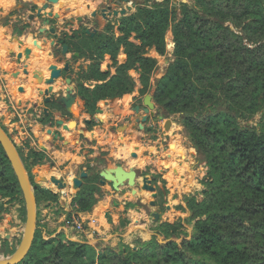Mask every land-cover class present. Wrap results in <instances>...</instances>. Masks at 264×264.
Masks as SVG:
<instances>
[{
    "label": "trees",
    "instance_id": "16d2710c",
    "mask_svg": "<svg viewBox=\"0 0 264 264\" xmlns=\"http://www.w3.org/2000/svg\"><path fill=\"white\" fill-rule=\"evenodd\" d=\"M135 6L136 12L117 25L120 38L106 33L90 38L85 48L71 44L92 61L82 79L104 82L94 88L80 84L77 99L94 116L100 102L134 91L132 69L141 73L140 95L147 96L158 65L147 57L148 50L166 56L172 33L174 61L158 81L154 100L165 119L191 116L183 126L197 160L208 167L207 192L202 201L186 199L191 214L183 220L186 225L158 223L152 240L136 241L134 248L95 247L66 241L63 234L47 240L37 229L32 250L20 264H264V0H190L179 8L171 0H150ZM113 30L106 27L108 33ZM61 44L70 46L66 40ZM121 47L127 61L118 65ZM107 53L116 66L109 80L100 73ZM259 113V125L248 126ZM43 159L35 152L22 157L33 167ZM87 168L91 176L72 203L80 212L93 210L101 193L97 168ZM0 195L21 197L1 145ZM35 196L38 207L59 202L58 195L39 185ZM19 244V239L4 241L0 258L12 256Z\"/></svg>",
    "mask_w": 264,
    "mask_h": 264
},
{
    "label": "crops",
    "instance_id": "0c3cea01",
    "mask_svg": "<svg viewBox=\"0 0 264 264\" xmlns=\"http://www.w3.org/2000/svg\"><path fill=\"white\" fill-rule=\"evenodd\" d=\"M135 1L0 0V124L10 136L13 134L18 149L26 156L35 152L44 157L43 164L35 166L38 173L34 177L38 181L45 178L48 183L36 185L59 196L58 204L38 207L37 229L42 231L45 239L63 234L66 241L110 248L133 247L136 241L152 240L158 223L173 224L185 218L187 212L181 207L187 208L186 199L198 200L202 195L208 168L200 167L193 160L192 145L183 134V125L171 118H164V121L149 118L151 120L142 129L140 123L144 114L137 115L138 122L131 116L133 103L143 89L138 70L129 71L135 82L134 91L122 99L108 100L107 106L103 103L108 101L100 102L94 116L85 110L82 100L77 99L80 84L94 88L104 82L82 79L92 61L75 52L70 41L82 39L83 34L94 38L107 33L115 39L120 38L122 35L117 29L120 19L136 12V7L125 17L106 21L101 11L108 7L124 9ZM45 6L47 9L43 12L56 17L38 16V11ZM32 16H35L33 20ZM46 20L50 22L47 29L56 30L57 37L40 33V29L46 28ZM108 25L114 27L111 33L106 31ZM88 29L90 35L86 33ZM80 31L83 34L78 35ZM68 38L70 46L66 56L61 53V41ZM53 40L55 47L51 45ZM130 40L138 44L134 38ZM27 49L31 53L26 59L24 52ZM119 51L117 63L123 65L127 56L123 47ZM76 54L79 57H75ZM147 57L157 61L162 58L153 48L148 50ZM67 64L69 69L66 71ZM55 71L63 75L56 78ZM164 72L158 80L164 77L166 70ZM100 73L106 75L107 80L116 75L111 53L101 61ZM36 75L40 76V84ZM67 79L72 80L71 86L67 85ZM45 92L49 95H43ZM69 92L74 112L59 103ZM48 99L50 103H46ZM153 103L156 106L154 99ZM167 120L173 121L169 133L164 131ZM60 121L65 122L64 126L58 124ZM73 121L77 123L74 130L67 125ZM93 121L95 124L91 125ZM89 164L95 166L98 173L116 166L127 171L138 170V193L133 194L127 186L118 193L112 184L101 186L98 183L101 193L96 195L94 209L88 212L76 210L72 203L84 187V181L91 176L87 168ZM83 174L87 178L81 179ZM144 177L152 178L153 186L157 187L155 208L150 205L153 201L151 194L142 189ZM53 180L60 182L65 189L59 190ZM74 181H80L82 185L77 194L72 193ZM157 209L162 213L159 222L154 224L153 214ZM71 214L82 221L88 235L85 241L83 234L70 224Z\"/></svg>",
    "mask_w": 264,
    "mask_h": 264
},
{
    "label": "water",
    "instance_id": "95a60500",
    "mask_svg": "<svg viewBox=\"0 0 264 264\" xmlns=\"http://www.w3.org/2000/svg\"><path fill=\"white\" fill-rule=\"evenodd\" d=\"M182 3L186 4L188 3V0H182ZM139 4V3H136ZM47 9V6L44 7V9L39 10L38 11V16H48L50 18L56 17L53 14H45L43 11ZM134 9V6H132V4L124 9H112L111 7H108L106 9H103L101 11L102 17L103 19L109 20L110 18H118V17H125L128 12H131ZM35 16L31 17V20L34 19ZM50 25L49 21H45L44 22V26L46 28H42L40 29V33H50L53 35V37H57L56 34V30H54L53 28H49L47 29V26ZM87 35L91 34V30H87ZM64 37H66V35H64ZM52 47L56 46V42L53 40L51 42ZM168 49H170L168 47ZM69 47L68 45H62L61 48V53L63 55H67L69 52ZM31 51L29 49H27L24 52V56L25 58H29ZM75 57H79L78 54L75 55ZM168 66L170 65V61H167ZM69 69V65L67 64L65 66L64 70H68ZM63 74L62 72H58L55 71L54 72V77H61ZM36 80L38 81V84L41 83V79L40 76L36 75ZM67 85L71 86L72 85V80L71 79H67L65 80ZM43 95L48 96L49 92H45ZM58 96H61V93H59ZM67 97H63L62 102H59L60 104H62L63 106L65 105V107L67 106V108L69 109V111L74 112L73 111V107L71 106V102H72V96H70V92L69 94L66 95ZM50 99H48L46 101V103H50ZM109 104L108 102H104L103 105L107 106ZM156 109L155 104L153 103V97L152 96H146L144 98L143 101V106H136L133 108V111L138 115L139 113H143L144 114V118L141 121V128L144 129V125L147 123V121L149 120V118H156L159 119L160 121H164V117L162 116H157L156 113L154 112ZM259 117L262 118L263 114L259 113ZM46 116H48L47 110H46ZM185 118H183L180 121V124L183 125L185 123V119L191 117L189 114H185L184 115ZM58 124L60 126H64L65 122L60 121L58 122ZM68 127L72 130L77 128V123L75 121L70 122L67 124ZM248 126H255L254 123H248ZM173 128V121L172 120H167L165 125H164V131L169 133L171 131V129ZM158 131H156L157 133ZM167 138V137H166ZM0 145L11 165V168L16 176L18 185L20 187V191H21V196H22V200L24 203V207H25V213H26V219H25V230L24 234L22 237L19 238L20 240V244L16 250V252L12 255L9 256L5 259H1L0 258V264H20L21 262H23L27 256L30 254L29 252H31L33 244H34V240H35V235H36V231H37V223H38V212H37V201H36V196H35V188L33 187V183L32 180L28 174L27 168L25 166V164H23V160L22 157L19 153V149L17 144L11 139L10 135L4 130V128L0 125ZM135 156V155H134ZM100 176V182L99 184H101V186H105L107 183L108 184H112V187L114 189V191L116 192H121L122 188L127 186L129 189L132 190L133 194H137L138 193V188H139V184H137V180L139 178V171L136 169H130V170H126L124 167L122 166H116V167H110L108 169H104L99 173ZM87 178L86 174L81 175V179H85ZM153 179L149 178V177H144L142 179V183H143V187L142 189L144 191H147L151 194V197L153 199L152 202H150V205L152 208H155L157 205L155 203V199L158 196V192H157V187L154 185L153 186ZM38 180H34V183L38 184ZM40 182H45L48 183V180L45 178L40 179ZM54 185H56L57 187L59 186V190H63L65 189V186H63L60 182H57L55 180L52 181ZM73 185V192L77 194L78 192V188H80L82 185L80 183V181H74L72 183ZM205 192V191H204ZM162 210L161 209H157V211L153 214V223H158L160 216H161Z\"/></svg>",
    "mask_w": 264,
    "mask_h": 264
},
{
    "label": "rangeland",
    "instance_id": "374dc122",
    "mask_svg": "<svg viewBox=\"0 0 264 264\" xmlns=\"http://www.w3.org/2000/svg\"><path fill=\"white\" fill-rule=\"evenodd\" d=\"M153 1H161V0H153ZM189 1L190 0H188V2ZM148 2H149L148 0H136L134 2L135 4L133 3L132 6H135L136 3L144 4V3H148ZM171 2L176 8H179L180 7V3H182V0H171ZM79 33L83 34L81 31L78 32V35H79ZM82 36H84V37L82 39H79V40H76L77 39L76 38L75 41L74 40L70 41L69 38H68V39H66V41H70L71 44H76V45L80 46L81 48H85L86 43H89V41H90V37L86 36V34H83ZM78 38H79V36H78ZM166 42H167V50H168L167 55L164 56V57L161 56L162 58H160L157 61L158 65H157V68L155 70L154 75L152 76V78H154V80H152V82H151L152 89L149 91V93L147 95V96H152L153 99H154V94L153 93H154V91H155V89L157 87L158 81L160 80V79L158 80L157 78H160L165 73L164 71L167 70L166 69V68H168L167 61H170V64L173 63V61H174V51H175L174 46H175V43L172 41V33L168 34ZM168 47L170 49H168ZM70 61H73V60H70ZM137 96H138V99L136 101H134L132 108H134L135 106H138V105L139 106H143L144 97H142L141 95H137ZM156 106L158 107L157 103H156ZM157 107H156L154 112L156 113L157 116H159ZM163 113L166 114L165 111ZM130 114H131V116L134 117V121H135V119H136V122L140 121V119L137 121V119L139 117L137 116V114L134 111H131ZM170 118L174 122L180 123V121L183 118H185V117L182 118L181 116H177V117H170ZM261 119L262 118H260L259 115H256V117L249 123H254L255 126H258ZM149 120H151V119H149ZM183 134H184V136H186L189 139V141H190V143L192 145L193 160L195 159V162L200 167L203 166L205 168H208L205 163H203L199 159L197 160L196 149L194 148L192 139L189 137V133L187 132L185 127L183 129ZM10 137L15 142L13 134H11ZM15 143L17 144V142H15ZM19 151H20V153L22 152L21 150H19ZM21 156L23 158H27V156L23 152H22ZM23 164H25L26 168L28 167L27 171H28V174H29L30 178L32 177L33 187L35 188L36 183H34V180H35L34 175L37 174L38 172L35 171V169H36L35 166L34 167L31 166L29 163L26 164V162H24ZM38 183H41V182L39 181ZM204 183H203V185H204ZM52 190H54V189H52ZM55 191L58 192L57 190H55ZM206 192H207V188L204 186V189L202 191V195H199V198H198L197 202L203 200V195ZM72 193L74 194V192H72ZM21 200H22V196L20 198H13V197H3L2 195H0V243H1V245L6 240L14 241V240L19 239L20 237H22L23 234H24L23 230H25L26 213L24 215L25 207H24V203H22L23 200H22V202H21ZM20 206L22 208H20ZM186 207L187 208L185 210H183V211L187 212L186 215H185V218H181V219L177 220V222H175L173 224H176V223L178 224L180 221H182V223L186 225V223L183 220L189 218L190 215H191L188 205H186ZM38 211H39V209H38V206H37V212ZM186 231L188 232L189 236H191L192 229L188 227ZM183 237L184 236H182V238ZM49 239H52V238H49L47 236V240H49ZM178 241H180V240H178ZM1 245H0V247H1ZM94 246L97 247V244H95ZM101 246H103V245H101ZM133 248H134V246H133Z\"/></svg>",
    "mask_w": 264,
    "mask_h": 264
},
{
    "label": "built area",
    "instance_id": "2783aa9c",
    "mask_svg": "<svg viewBox=\"0 0 264 264\" xmlns=\"http://www.w3.org/2000/svg\"><path fill=\"white\" fill-rule=\"evenodd\" d=\"M20 208H22L20 206ZM70 224L73 226V229H75L77 232H80L83 234V239L84 241L87 239V233H86V229L82 223V221L74 214H71V219H70Z\"/></svg>",
    "mask_w": 264,
    "mask_h": 264
}]
</instances>
